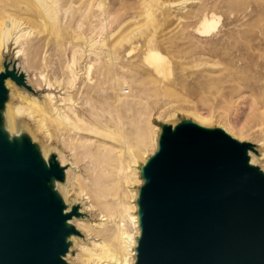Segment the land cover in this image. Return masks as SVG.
Returning <instances> with one entry per match:
<instances>
[{
    "label": "rangeland",
    "instance_id": "obj_1",
    "mask_svg": "<svg viewBox=\"0 0 264 264\" xmlns=\"http://www.w3.org/2000/svg\"><path fill=\"white\" fill-rule=\"evenodd\" d=\"M30 1L22 27L30 43L21 53L14 41L0 48V72L13 66L31 91L6 79L0 126L63 169L52 189L63 213L79 212L66 221L78 236H68L65 262L100 264L85 249L101 241L108 262L118 245L79 222L94 227L105 216L137 239L140 167L163 125L221 129L251 145L247 157L264 175V0H56L50 14ZM18 2L4 0V9L19 10ZM205 18L214 22L201 34ZM4 20L0 11L1 32ZM153 55L161 59L152 63ZM46 94L72 109L70 125L40 110Z\"/></svg>",
    "mask_w": 264,
    "mask_h": 264
},
{
    "label": "water",
    "instance_id": "obj_2",
    "mask_svg": "<svg viewBox=\"0 0 264 264\" xmlns=\"http://www.w3.org/2000/svg\"><path fill=\"white\" fill-rule=\"evenodd\" d=\"M5 79L31 89L13 66ZM248 143L221 129L184 121L163 125L155 152L140 167L139 235L133 264H264V175L248 165ZM63 169L47 165L25 137L8 140L0 126V264H68L65 238L78 217L52 189Z\"/></svg>",
    "mask_w": 264,
    "mask_h": 264
},
{
    "label": "bare ground",
    "instance_id": "obj_3",
    "mask_svg": "<svg viewBox=\"0 0 264 264\" xmlns=\"http://www.w3.org/2000/svg\"><path fill=\"white\" fill-rule=\"evenodd\" d=\"M35 1L37 2V4L35 5V9H37L38 11L42 10L45 12V14H50L51 12L56 11V8H58V6L56 7V3H57L56 0H35ZM3 2H4V0H0L1 15L5 19L4 20L5 23H4V26L2 28V32L0 31L2 33L1 39H0V48H2V50H5V49H7L10 42L14 41V44H16L17 48H19L17 53H21L22 51L25 50V48L30 43L29 32L23 31L22 27H23L24 22L26 20L25 16L28 14L27 12L31 11L33 6H31L30 0H21V2L19 0V2L22 4V6L18 7L19 10H17V8L15 7L16 9L11 10V12H12L11 13L10 11L7 12L4 9V6H3L4 3ZM19 2H18V4H19ZM13 7H14V5H13ZM10 9H12V7ZM16 14H18L22 18H17ZM52 18L56 20V14L55 15L52 14ZM53 19H51V20H53ZM2 21L3 20H1V23L3 24ZM213 22H214L213 18H205L203 20L202 29H201L200 33L201 34L208 33L210 31V29H212L211 27H212ZM160 57L153 55L151 57L152 63H155L158 60H160L161 59ZM71 64H72V62H71ZM69 68H71V67H69ZM69 75H70L69 81H67V82H68V84L71 85L75 81V74H74L72 69L69 70ZM5 84L11 85V83L8 82L6 79L3 81V85H5ZM49 86H50V84H48V87ZM44 97H45V100H44V102L42 101L43 104H41L39 102L41 104L40 106H38V107H40V110L42 109V111L51 112L55 118H60V121H62V120L67 121L68 115H67V113H65V109L70 113H72V109L67 107V105H66L65 109L63 111H61L60 109H58L57 107L54 106V104H53L54 96L52 94H46ZM29 101L34 102L33 99H30ZM61 102L66 103L67 99L61 98ZM21 110L22 109H17L16 111L20 112ZM48 114L51 115L50 113H48ZM53 116H52V118H54ZM53 120H56V119H53ZM65 121H64V123H65ZM79 121H81V120H79ZM67 122H66V124H68L70 121L68 123ZM69 125H70V123H69ZM10 138L11 137H7L8 140H11ZM247 154H248V152H246V155ZM248 165H252V161L250 159H248ZM128 172H126V173H128ZM130 172L133 173L132 171H130ZM105 197H106V195H105ZM134 219H136V218L135 217L131 218V220H134ZM137 220H138V218H137ZM100 221L101 222L96 224L94 227H90V225L88 226L87 224H83V223L79 222V227L87 230L90 233H97L99 236L106 235L108 238H115L116 237L117 241H118V245L116 246V249L114 250L115 253L110 255L108 262L102 261L103 257L99 253V250H100L101 245L103 244V241H101L100 243L93 242L92 243L93 248L91 250H87L88 249L87 248V249H85V251H88L90 256L93 257L95 259V261H97V262L101 261L100 264H133L134 258H132V255H134V254H132V248L136 247V239H134V237L131 236L130 234L126 233L123 229V226L122 227L119 226V224L117 222H115L113 220H109V219L107 220V219H105V216L102 217L100 219ZM65 224H66V222H65ZM137 228H138V221H137ZM138 234H139V228H138ZM67 238L68 237L65 238V241L67 240Z\"/></svg>",
    "mask_w": 264,
    "mask_h": 264
}]
</instances>
